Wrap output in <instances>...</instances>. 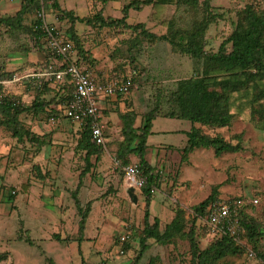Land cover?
Returning a JSON list of instances; mask_svg holds the SVG:
<instances>
[{"label":"rangeland","instance_id":"obj_1","mask_svg":"<svg viewBox=\"0 0 264 264\" xmlns=\"http://www.w3.org/2000/svg\"><path fill=\"white\" fill-rule=\"evenodd\" d=\"M22 1L0 0V15H14ZM129 1L60 2L75 15L91 18L99 9H103L106 16L122 17V9ZM161 1L141 11L130 10L128 21L132 24L144 22L158 33L166 32L160 19L173 18L183 27L190 26L195 13L188 6L176 0H164L166 4ZM210 2L219 16L206 34L208 52L220 50L237 24L238 12L246 4L253 3L264 9V0ZM39 11L35 7L29 10L25 18L28 25L36 21ZM45 11L47 21L64 37L71 21L63 18L50 2ZM76 26L95 58L93 65L86 64L94 76L110 79L138 72L136 89L122 95L134 93L131 97L140 112L138 124H141L144 111L158 105L163 111H170L175 105L173 92L177 82L201 72V62L173 51L167 41L137 46L133 43L135 34L129 29H102L82 22ZM51 60L56 59L41 40L26 32L10 33L0 27V71L3 74L5 71L12 72L11 76H24ZM34 84L35 80L23 78L10 86L9 95L18 96L20 103L28 106L34 99ZM251 95L249 91L236 97L239 104L241 100L240 113L232 124L213 129L204 127L207 133L220 134L234 144L239 143L241 148L237 152L217 155L214 148H198L190 155L189 162L183 164L180 147L184 135L176 134L175 130L189 129L191 122L165 116L154 120L155 133L149 137L146 157L161 171L160 186L155 189L150 208L152 218L158 217L162 227L172 221L176 208L183 209V215L193 221V207L217 189L218 200L242 199L245 203L243 213L264 229V129L250 119L246 109ZM65 104L59 101L55 105L60 115L55 121L48 110L21 115L24 125L43 137V145L15 137L1 123L0 116V253H7L0 264H50L49 259L55 264H192L186 237H179L170 244L149 239L147 250L139 255L146 200L141 191H137L139 198L134 203L125 188V169L115 158L121 139V122L116 114L105 124L103 151L99 160L93 156L94 165L83 178L79 190L83 207L89 202L92 204L84 239L75 240L81 215L72 192L77 189L79 175L86 167L85 152L77 148L80 130L84 127L66 119ZM130 159L132 164L138 163L136 155L131 154ZM39 173L44 175L43 179L38 178ZM25 182L31 183L27 190L22 187ZM10 195H14L12 199ZM254 198H258L259 203L250 205ZM195 224L202 249L217 240L209 235L203 219L198 218ZM128 229L132 233L129 249L121 254L115 240ZM240 241L243 251L227 257L221 264H262L264 258L256 255L254 240L243 228H240ZM258 241L264 255V236Z\"/></svg>","mask_w":264,"mask_h":264},{"label":"trees","instance_id":"obj_2","mask_svg":"<svg viewBox=\"0 0 264 264\" xmlns=\"http://www.w3.org/2000/svg\"><path fill=\"white\" fill-rule=\"evenodd\" d=\"M60 1L23 0L14 15H0V27H5L10 33L26 32L46 44L44 31L39 27L41 21L37 18L32 25H28L25 18L31 8L46 9V4L50 2L56 10L60 11L63 18H68L71 21V26L66 31L64 38L73 43L75 56L71 55L65 58L54 55L55 59L63 62L60 68H65L72 62L85 66L95 63L93 54L86 48L82 36L77 31L78 22L102 29L118 27L129 29L135 34L133 43L137 46L142 43L152 44L157 41H167L173 51L188 55L202 64L201 72L177 82V87L173 92L175 105L170 111H163L159 105L144 111L140 125H137V118L140 114L132 105H128L125 110L118 111L121 122V139L115 152V158L125 169L132 165L130 155H136L141 177L144 178V185L140 191L146 200V206L139 255L141 256L147 250L149 239H154L160 244H170L179 237H186L190 244L192 264H221L227 257L243 251L240 241V228H243L246 235L254 240L253 246L257 252L256 255L264 258L258 246V240L264 236V229L254 218L243 213L244 206L239 210V232L237 235L225 233L206 248L200 247L195 223L198 218L204 219L207 207L213 201L218 200L217 189H213L206 199L193 207V221L183 215V209L176 208L172 221L162 227L158 217L152 218L150 208L155 189L160 186L161 171L156 169L146 157L149 147L148 138L153 133L154 120L159 116L186 119L192 123L191 129L186 133V144L182 148V161H187L189 155L198 148H214L217 155L225 152H237L241 148L239 143L234 144L220 134L207 133L204 127L213 129L232 124L237 114L240 113L241 100L239 104L236 97L249 91L252 95L246 109L249 111L250 119L264 129V9L253 3L246 4L238 12L237 24L231 34L222 42L220 50L208 52L206 50V34L211 24L217 21L219 16L214 11L210 0H176L177 3L188 6L195 13V17L188 27L179 25L178 21L173 18L160 19L161 24L166 27V32L163 33L152 31L144 22L132 24L128 21L130 10L141 11L148 5H157L159 0H130L122 9V17L106 16L104 10L99 9L91 18L81 17L75 15L72 10L64 9ZM161 2L167 3L164 0ZM0 69L2 70V68ZM4 75L5 77L11 76L12 72L4 71ZM137 75L138 72L133 75L135 81ZM10 86L6 88V97L0 101L1 123L18 139H27L33 144L43 145V137L27 128L20 117L24 112L41 114L48 110L50 116L53 114L52 116L59 118V110L55 105L59 101L66 102L72 97L71 87L67 83L61 84L49 79H44L41 85L35 82L33 86L34 99L30 105L25 106L20 103L18 96L9 95ZM51 94L52 96L48 99L47 95ZM122 95L125 94H119L118 97ZM77 148L85 152L84 159L86 161V167L79 175V185L72 192L81 215L75 240L81 242L85 236L92 203L89 202L83 207L79 198V190L82 187L83 178L94 165L93 156L99 160L103 146L93 141L89 128H83L80 130ZM38 178L43 179L44 175L39 173ZM30 186V182L22 184L25 190ZM13 196L10 195L9 199H12ZM189 222H191L190 226ZM27 240L32 242L30 238ZM115 243L120 244L119 237L116 238ZM124 246L127 251L129 243L126 242ZM6 257L7 253H0V261ZM49 262L55 264L53 259H49Z\"/></svg>","mask_w":264,"mask_h":264},{"label":"built area","instance_id":"obj_3","mask_svg":"<svg viewBox=\"0 0 264 264\" xmlns=\"http://www.w3.org/2000/svg\"><path fill=\"white\" fill-rule=\"evenodd\" d=\"M41 21L39 27L44 31L46 46L48 50L57 56L70 57L74 52L73 43L65 39L57 27L47 21L45 9L38 13ZM63 62L51 60L34 72L24 76L14 74L5 77L0 71V101L6 97V88L23 78L33 79L41 85L44 79H49L61 84L69 85L72 89V97L66 101L64 115L67 119L78 123L81 127L89 128L93 141L102 145L105 143V124L100 120V103L104 99L119 94H127L136 89L137 83L134 80V71L131 75L109 80H100L89 72L85 65L72 62L65 68H60ZM55 121L56 117L52 116ZM125 179L130 186L141 189L144 185V178L141 177L139 165L134 163L125 168ZM257 205L258 198L250 201ZM245 203L242 199L215 200L207 207V214L203 219L207 225L208 233L213 238H220L225 233L237 235L239 232V210ZM131 231L128 229L119 236L120 253L125 254V243L129 242ZM264 264V261L262 262Z\"/></svg>","mask_w":264,"mask_h":264},{"label":"crops","instance_id":"obj_4","mask_svg":"<svg viewBox=\"0 0 264 264\" xmlns=\"http://www.w3.org/2000/svg\"><path fill=\"white\" fill-rule=\"evenodd\" d=\"M46 64V63H45ZM96 77V76H95ZM100 80H109V78L107 79H104V78H99V77H96ZM132 94L134 93H131V96ZM131 96H120L118 97L117 96H112V97H109L107 99H104L103 101H101L100 103V112H101V117H100V120L102 121V123L106 124V122H109L110 120L114 119V115L116 114L117 115V119L120 121L119 117H118V111L120 110H125L127 108L128 105H132L133 108H135L137 111L138 109L135 107L134 103H135V100L131 97ZM103 105H106V107L104 108ZM109 112V114H108ZM138 113L140 114V112L138 111ZM106 114V115H105ZM140 116V115H139ZM138 116V118H139ZM137 118V120H138ZM67 119V118H66ZM69 120V119H68ZM137 125H140L138 124L137 122ZM107 125H105L106 127ZM153 127H154V124H153ZM192 127V123H191V126L189 129H177L175 130V132H177L176 134H180V135H184V138L182 139V142H181V149L185 146L186 144V141H187V132L191 129ZM104 132H105V128H104ZM155 133L154 129H153V134ZM152 135V134H151ZM150 135V136H151ZM149 136V137H150ZM148 149L150 148V144H149V138H148ZM172 146V145H171ZM161 147V146H160ZM195 151V150H194ZM193 151V152H194ZM192 152V153H193ZM191 153V154H192ZM190 154V155H191ZM190 155H189V158L187 161H183V164L186 163V162H189V159H190ZM148 159V158H147ZM150 161V159H148ZM153 164V163H152ZM154 165V164H153ZM124 185H125V188L128 189L131 187L127 182H126V179H125V176H124ZM141 189H138V188H135V192L137 194V191H140ZM138 195V194H137ZM138 198H139V195H138Z\"/></svg>","mask_w":264,"mask_h":264},{"label":"water","instance_id":"obj_5","mask_svg":"<svg viewBox=\"0 0 264 264\" xmlns=\"http://www.w3.org/2000/svg\"><path fill=\"white\" fill-rule=\"evenodd\" d=\"M128 195L131 197L132 201L134 203H137L138 202V195L136 194L135 192V187L134 186H131L129 189H128Z\"/></svg>","mask_w":264,"mask_h":264}]
</instances>
